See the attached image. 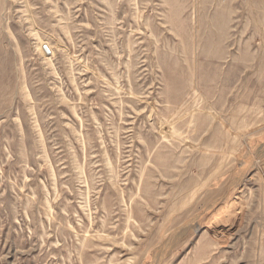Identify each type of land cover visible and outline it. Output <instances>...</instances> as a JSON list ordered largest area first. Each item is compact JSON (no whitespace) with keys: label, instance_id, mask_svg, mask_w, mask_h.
Wrapping results in <instances>:
<instances>
[{"label":"rangeland","instance_id":"374dc122","mask_svg":"<svg viewBox=\"0 0 264 264\" xmlns=\"http://www.w3.org/2000/svg\"><path fill=\"white\" fill-rule=\"evenodd\" d=\"M0 264H264V0H0Z\"/></svg>","mask_w":264,"mask_h":264},{"label":"built area","instance_id":"2783aa9c","mask_svg":"<svg viewBox=\"0 0 264 264\" xmlns=\"http://www.w3.org/2000/svg\"><path fill=\"white\" fill-rule=\"evenodd\" d=\"M45 52H48V49H45Z\"/></svg>","mask_w":264,"mask_h":264}]
</instances>
